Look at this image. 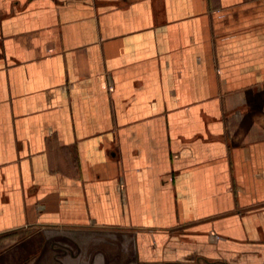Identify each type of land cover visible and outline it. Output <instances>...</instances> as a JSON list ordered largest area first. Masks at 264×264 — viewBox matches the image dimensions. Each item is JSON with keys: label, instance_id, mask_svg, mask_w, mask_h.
I'll use <instances>...</instances> for the list:
<instances>
[{"label": "crops", "instance_id": "0c3cea01", "mask_svg": "<svg viewBox=\"0 0 264 264\" xmlns=\"http://www.w3.org/2000/svg\"><path fill=\"white\" fill-rule=\"evenodd\" d=\"M27 228L263 264L264 0H0V235Z\"/></svg>", "mask_w": 264, "mask_h": 264}, {"label": "rangeland", "instance_id": "374dc122", "mask_svg": "<svg viewBox=\"0 0 264 264\" xmlns=\"http://www.w3.org/2000/svg\"><path fill=\"white\" fill-rule=\"evenodd\" d=\"M69 235H73V232L40 228H27L0 235V264H96L98 262L99 264H112V239L106 235L87 239L88 242L92 241L101 246L95 250L90 249L78 258L61 255V251L54 249V243L72 245L66 237ZM75 239L81 245L82 240L77 237ZM245 256L247 255H235L232 264H245L246 262L241 259ZM198 263L207 264L208 262L200 260ZM215 264L230 263L221 259Z\"/></svg>", "mask_w": 264, "mask_h": 264}, {"label": "flooded vegetation", "instance_id": "af4514ba", "mask_svg": "<svg viewBox=\"0 0 264 264\" xmlns=\"http://www.w3.org/2000/svg\"><path fill=\"white\" fill-rule=\"evenodd\" d=\"M57 249H58L57 251H61L60 253H62L61 255H63V256L68 254V250H67L68 248L65 245H63V246L62 245H58ZM207 264H213V263H207Z\"/></svg>", "mask_w": 264, "mask_h": 264}]
</instances>
